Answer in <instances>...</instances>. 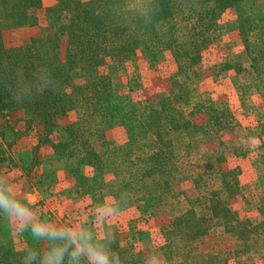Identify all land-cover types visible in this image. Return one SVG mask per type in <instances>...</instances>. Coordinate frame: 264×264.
<instances>
[{"label": "trees", "instance_id": "trees-1", "mask_svg": "<svg viewBox=\"0 0 264 264\" xmlns=\"http://www.w3.org/2000/svg\"><path fill=\"white\" fill-rule=\"evenodd\" d=\"M259 2L57 0L42 10L40 0H16L7 13V19L11 14L15 22L0 25V178L16 167L33 187L55 191L57 173L42 167L49 162L43 160L48 152L50 163L56 159L71 169L74 188L83 197H97L107 188L113 198L110 206L117 213L145 200L167 208L169 200L178 198L171 180L181 171L182 152L191 156L197 149L193 143L183 145L181 135H203L219 147L204 170L185 166L197 197L161 229L163 243L150 254L161 264H175L178 251L183 264H200L202 258L230 264L228 258L192 253L193 246L217 227L238 239L229 256L257 251L264 244V196L257 223L241 219L231 203L241 194L238 161L254 152L261 154L264 164V121L247 125L244 143L228 146L225 138L245 126L239 115L209 97L193 100L202 87L207 54L213 51L217 60L209 69L238 77L243 100L254 91L264 97V20L257 16ZM31 8L42 11L41 34L29 41L9 39V31L20 28ZM29 22L40 24L35 15ZM231 24L242 42L237 55L234 48L217 49ZM139 54L148 56L150 67L160 74H171L169 81L160 77L169 86L163 85L165 92L146 101L117 87L104 72L107 66L123 65ZM116 128L124 131L126 141L98 150L94 139ZM24 140L30 149L27 165L16 155ZM232 161L236 165L231 166ZM111 170L116 172V182L108 184ZM212 181L218 182L217 187ZM41 216V221L49 222ZM5 219L0 210V264H43L47 253L66 244L62 264H69L68 253L75 245L66 238L33 239L26 229L19 233V245L8 243L3 241ZM92 237L118 255L119 264H139L136 250L128 251L114 234ZM30 251L36 252L35 258L29 257Z\"/></svg>", "mask_w": 264, "mask_h": 264}, {"label": "rangeland", "instance_id": "rangeland-1", "mask_svg": "<svg viewBox=\"0 0 264 264\" xmlns=\"http://www.w3.org/2000/svg\"><path fill=\"white\" fill-rule=\"evenodd\" d=\"M157 2L159 0H150ZM16 0L12 2L6 1L5 9L13 7ZM264 1L261 0L256 7L257 16L259 19L264 20ZM260 6V8H259ZM5 13L4 17L0 19L2 23H14L15 19L11 14ZM263 17V18H262ZM263 20H260L263 22ZM20 36H24L21 41H29L32 37L27 39V36L20 30ZM227 38L223 43L217 45V49L224 50L226 48H234L233 54L237 55L242 51V42L238 30L234 24H231L227 30ZM38 32L37 35H40ZM26 37V39H25ZM66 51V44L62 45L61 58L64 60ZM217 51L207 54L206 57V70L202 87L199 88L195 99L196 103L199 100L211 98L216 101L219 106L232 108L240 120L244 123V127L232 136L225 138L228 146L240 145L244 143L243 137L246 135L245 128L249 124L263 123L264 121V97L260 96L257 91L252 92L243 100L239 94V85L241 83L238 77L232 75H218L209 69V65L216 63ZM147 58H149L147 56ZM144 55L139 54L137 57L128 60L123 65H110L104 69L112 79L117 87H123L132 91L137 98L146 101L150 97L158 96L165 92L163 85L166 89L168 84L162 83L160 77L165 81L170 80V72L164 71L162 74L156 68H151L149 59ZM209 69V70H208ZM79 81L80 77H76ZM170 85V83H169ZM200 95H204L203 97ZM181 142L183 145L193 143L197 146L195 152L188 156L186 150L180 159L181 171L176 173L171 180L174 192L178 195L177 199L169 200L168 207H155L151 201H139L125 212L118 213L120 215L112 218H107L103 221L96 219L97 214L93 209L97 207L110 206L113 203V198L110 195L109 189L98 193L97 197H83L78 194L77 189L74 188L75 179L71 169L58 163L55 159L52 163V156L50 153L45 152L43 160L49 161L48 164L42 166L43 170L48 172H56L59 178L57 188L55 191L47 190L46 187L37 189L33 187L32 183L26 178L21 176V172L14 168L12 172L4 175L18 184L19 188L16 193V198L21 199V202L28 203L31 206H36L33 212L38 221H41V213L49 220L51 226L58 228L75 227L78 230L88 231L91 236L103 238L105 233L114 234L120 243L127 247L128 251L136 250L140 257L139 264H144L145 255L150 254L152 249L159 247L163 241L161 236V229L167 226L172 218L188 209V202L197 197V191L190 180L189 175L185 171V166H194L197 170H204L207 159L211 156L212 151L219 147V143L214 141L210 143L207 137L203 135H181ZM126 141V134L121 128L108 131L105 134L99 135L94 139V144L100 151L105 149H112ZM19 149L16 150L17 157L27 165L30 164V149L27 141L19 143ZM1 158V155H0ZM238 164L242 168V175L240 178L241 194L236 196L231 203V210L235 212L241 219H250L257 223L260 220V201L264 196V164L261 154L251 152L249 156ZM8 163L1 166L3 169ZM236 165L232 161L231 166ZM110 169H113L112 167ZM115 171L107 175V183L113 184L116 182ZM72 175V176H71ZM2 177V178H3ZM213 186L217 187L218 182H211ZM102 198L103 200H100ZM7 225V226H6ZM29 232L31 229L29 227ZM4 233L6 237L3 241L8 243L17 244L21 243V236L14 230L5 219ZM1 239V238H0ZM237 237L232 234H227L221 227L214 228L209 236L200 241L197 245L193 246V254L214 255V257L228 258L230 264H263L264 263V244L258 248L254 253L248 255L229 256L237 243ZM180 246V245H179ZM178 250V248H177ZM178 258L175 264H183L181 262V253L178 251ZM128 258V257H127ZM180 259V260H179ZM201 260V259H200ZM200 264H220L216 259L202 258ZM80 264H86L84 261ZM189 264V262L187 263Z\"/></svg>", "mask_w": 264, "mask_h": 264}, {"label": "clouds", "instance_id": "clouds-1", "mask_svg": "<svg viewBox=\"0 0 264 264\" xmlns=\"http://www.w3.org/2000/svg\"><path fill=\"white\" fill-rule=\"evenodd\" d=\"M255 142L253 140V143ZM18 188V184L11 178L7 176L0 178V210H3L9 224L14 226L16 232L22 233L30 227L33 239L66 238L69 244L75 245L68 253L69 264H80L81 258H84L87 264H113L114 258L116 264H119L118 255L111 253L103 244L94 243L93 237L87 232L75 227L53 228L49 224L38 221L29 204L16 198ZM93 211L97 214L98 221L120 215L116 208L111 206L97 207ZM67 252V244L54 249L44 256L43 264H62V258ZM29 257L35 258L36 252L30 251ZM144 264H161V262L156 256L146 254Z\"/></svg>", "mask_w": 264, "mask_h": 264}, {"label": "crops", "instance_id": "crops-1", "mask_svg": "<svg viewBox=\"0 0 264 264\" xmlns=\"http://www.w3.org/2000/svg\"><path fill=\"white\" fill-rule=\"evenodd\" d=\"M6 1L8 2V0H0V19L4 17L5 13H7V9H5L4 5H6ZM13 0H9V2H12ZM57 0H40V4L43 9L46 8H50L52 6H54L56 4ZM9 9H11V7H9ZM8 9V11H9ZM42 11H36L35 9H29V17L24 19L21 22L20 28L13 30V31H9V39L11 40H23L24 36H20L19 34H21L20 30H22L23 34H25V36H27V39L30 37H33L35 35L38 34V32H41L42 30V26H43V17L41 15ZM38 16L39 17V21L40 24L39 26H31L29 19H31L32 16ZM26 39V37H25Z\"/></svg>", "mask_w": 264, "mask_h": 264}]
</instances>
